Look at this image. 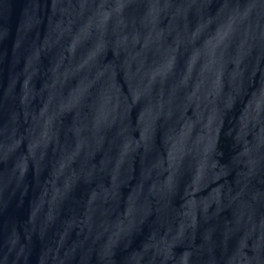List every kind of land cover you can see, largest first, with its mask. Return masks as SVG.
Segmentation results:
<instances>
[{
  "label": "water",
  "instance_id": "water-1",
  "mask_svg": "<svg viewBox=\"0 0 264 264\" xmlns=\"http://www.w3.org/2000/svg\"><path fill=\"white\" fill-rule=\"evenodd\" d=\"M0 264H264V0H0Z\"/></svg>",
  "mask_w": 264,
  "mask_h": 264
}]
</instances>
